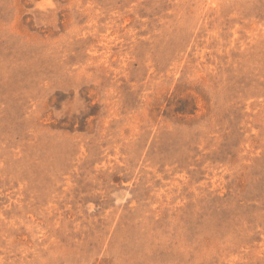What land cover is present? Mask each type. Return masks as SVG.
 Masks as SVG:
<instances>
[{
  "label": "rangeland",
  "instance_id": "obj_1",
  "mask_svg": "<svg viewBox=\"0 0 264 264\" xmlns=\"http://www.w3.org/2000/svg\"><path fill=\"white\" fill-rule=\"evenodd\" d=\"M0 264H264V0H0Z\"/></svg>",
  "mask_w": 264,
  "mask_h": 264
}]
</instances>
